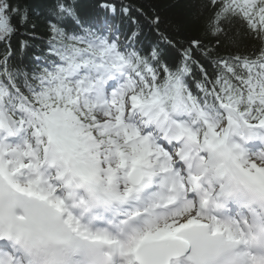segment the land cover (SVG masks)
<instances>
[{
  "label": "snow or ice",
  "instance_id": "6c2138e0",
  "mask_svg": "<svg viewBox=\"0 0 264 264\" xmlns=\"http://www.w3.org/2000/svg\"><path fill=\"white\" fill-rule=\"evenodd\" d=\"M183 8L0 0V264H264V0Z\"/></svg>",
  "mask_w": 264,
  "mask_h": 264
},
{
  "label": "clouds",
  "instance_id": "9594fccd",
  "mask_svg": "<svg viewBox=\"0 0 264 264\" xmlns=\"http://www.w3.org/2000/svg\"><path fill=\"white\" fill-rule=\"evenodd\" d=\"M247 193L241 192V199L247 198ZM233 211H239V207L237 205H231ZM259 210L264 212V205L259 206ZM34 240L36 243V250L38 254V261L37 264H49V253L52 251H59V249L54 248L52 245L49 244L48 241L44 238V235L41 229L38 227L34 233ZM78 264H86V261L78 262Z\"/></svg>",
  "mask_w": 264,
  "mask_h": 264
},
{
  "label": "trees",
  "instance_id": "16d2710c",
  "mask_svg": "<svg viewBox=\"0 0 264 264\" xmlns=\"http://www.w3.org/2000/svg\"><path fill=\"white\" fill-rule=\"evenodd\" d=\"M147 3L154 5L165 16H174L184 11L183 5L185 0H147ZM248 44V41L242 40L241 46ZM223 54V53H222Z\"/></svg>",
  "mask_w": 264,
  "mask_h": 264
}]
</instances>
